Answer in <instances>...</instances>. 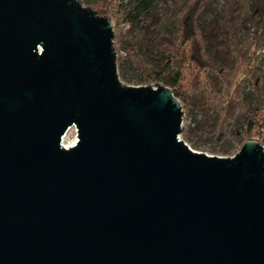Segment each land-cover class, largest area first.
<instances>
[{
	"label": "water",
	"instance_id": "obj_1",
	"mask_svg": "<svg viewBox=\"0 0 264 264\" xmlns=\"http://www.w3.org/2000/svg\"><path fill=\"white\" fill-rule=\"evenodd\" d=\"M113 28L0 0V264H264V146L190 149L169 87L120 81Z\"/></svg>",
	"mask_w": 264,
	"mask_h": 264
},
{
	"label": "trees",
	"instance_id": "obj_2",
	"mask_svg": "<svg viewBox=\"0 0 264 264\" xmlns=\"http://www.w3.org/2000/svg\"><path fill=\"white\" fill-rule=\"evenodd\" d=\"M97 14L111 0H80ZM117 71L124 85L169 87L182 140L223 157L264 145V0H117Z\"/></svg>",
	"mask_w": 264,
	"mask_h": 264
},
{
	"label": "rangeland",
	"instance_id": "obj_3",
	"mask_svg": "<svg viewBox=\"0 0 264 264\" xmlns=\"http://www.w3.org/2000/svg\"><path fill=\"white\" fill-rule=\"evenodd\" d=\"M111 1L112 2H111V8H110V10L108 12H106L104 15H101V16H107V17H109V19L111 20V22L114 25L113 30H114V34H115V32H118L122 28V26L121 25H118V23H119V21H118V18H119L118 17V6H119V4H118L117 0H111ZM175 1L178 4V3H180L181 0H175ZM98 15H100V14H98ZM128 86H131V85H128ZM188 124H189L188 121L187 122H183V128L184 127H187ZM65 137H66L67 141H74L75 140V132H74V130L73 129H70L67 132V134H66ZM180 139L182 140L181 136H180ZM253 139L259 141L258 138H253ZM185 144H187V143H185ZM187 146H189L190 149H192L193 151L198 152V153H203V154L210 155V156L223 157V156H221L219 154L213 153V151H212L213 150L212 149L213 146L211 144H208V143L199 144L197 147H194V145H189V144H187ZM233 155H231V156H233ZM231 156H228V157H231Z\"/></svg>",
	"mask_w": 264,
	"mask_h": 264
},
{
	"label": "bare ground",
	"instance_id": "obj_4",
	"mask_svg": "<svg viewBox=\"0 0 264 264\" xmlns=\"http://www.w3.org/2000/svg\"><path fill=\"white\" fill-rule=\"evenodd\" d=\"M66 136V135H65ZM64 136V138H63V145L65 146V147H67V146H71V145H73L74 143H75V140L74 141H67V139H66V137Z\"/></svg>",
	"mask_w": 264,
	"mask_h": 264
},
{
	"label": "built area",
	"instance_id": "obj_5",
	"mask_svg": "<svg viewBox=\"0 0 264 264\" xmlns=\"http://www.w3.org/2000/svg\"><path fill=\"white\" fill-rule=\"evenodd\" d=\"M121 26H122V27H124V25H123V24H122ZM262 53H264V51H262Z\"/></svg>",
	"mask_w": 264,
	"mask_h": 264
}]
</instances>
